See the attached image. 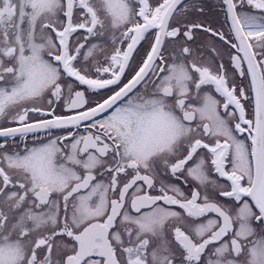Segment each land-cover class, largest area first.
<instances>
[{"label":"snow or ice","instance_id":"snow-or-ice-1","mask_svg":"<svg viewBox=\"0 0 264 264\" xmlns=\"http://www.w3.org/2000/svg\"><path fill=\"white\" fill-rule=\"evenodd\" d=\"M0 264H264V0H0Z\"/></svg>","mask_w":264,"mask_h":264}]
</instances>
